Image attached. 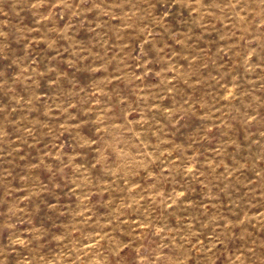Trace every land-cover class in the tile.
Returning a JSON list of instances; mask_svg holds the SVG:
<instances>
[{
    "label": "rangeland",
    "instance_id": "1",
    "mask_svg": "<svg viewBox=\"0 0 264 264\" xmlns=\"http://www.w3.org/2000/svg\"><path fill=\"white\" fill-rule=\"evenodd\" d=\"M0 264H264V0H0Z\"/></svg>",
    "mask_w": 264,
    "mask_h": 264
}]
</instances>
